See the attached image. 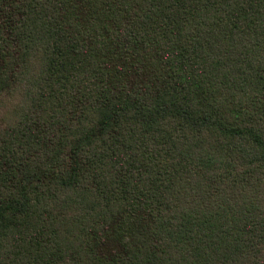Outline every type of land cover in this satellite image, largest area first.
Wrapping results in <instances>:
<instances>
[{
    "label": "trees",
    "instance_id": "trees-1",
    "mask_svg": "<svg viewBox=\"0 0 264 264\" xmlns=\"http://www.w3.org/2000/svg\"><path fill=\"white\" fill-rule=\"evenodd\" d=\"M0 264H264V0H0Z\"/></svg>",
    "mask_w": 264,
    "mask_h": 264
}]
</instances>
